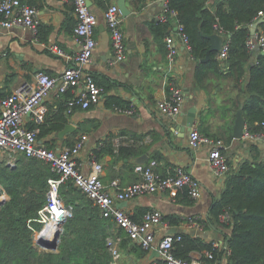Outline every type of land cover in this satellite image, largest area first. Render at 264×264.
Instances as JSON below:
<instances>
[{"label":"crops","instance_id":"1","mask_svg":"<svg viewBox=\"0 0 264 264\" xmlns=\"http://www.w3.org/2000/svg\"><path fill=\"white\" fill-rule=\"evenodd\" d=\"M25 1L39 9L41 22L38 33L28 28H0V94L4 96L12 94L24 81H31L39 71L52 76L62 73L68 63L64 57L52 52L50 46H58L70 54H75L81 49L74 32V0ZM218 1L208 0L207 5L215 8ZM124 2L130 10L127 17L122 14L121 23L127 53L125 60L116 65L110 62L114 57L113 43L104 20V11L112 4L120 8V0L89 2L99 23L94 33L97 46L92 63L87 69L97 84L104 89L101 102L89 109L76 106L71 113L68 111V124L75 127L73 132H68L63 137L59 133H52L43 138L38 135V141L57 150L71 146L69 142L75 144V141H84L85 146L79 155L83 170L89 173L91 163L94 159L97 160L103 165L101 177L107 186L117 179L120 181V187L138 181L140 176L135 167L138 164H149L153 160L158 162L162 175L182 165L200 182L202 196L199 199H194L189 194L188 198L184 197L186 191L183 190L177 195L168 191L117 203L131 217L138 219H143L142 211L160 210L164 220H179L178 224H170L165 220L166 225L157 228L155 247L152 251L143 257L134 253L127 254L121 262L150 264L161 259L158 247L168 234L189 232L207 241L224 242L226 235L231 232L221 226H205L204 231L199 232L187 225L189 218L203 221L208 219L213 201L220 197L227 177L214 176L209 164V147H191L190 132L192 127L197 126L202 134L220 137L223 141L227 136L233 135L237 112L242 106L244 115L248 75L235 85L234 77L229 75L228 66L225 64L228 58L219 59L217 55L216 58L224 72H211L203 87L199 86L196 83L198 64L207 60L197 61L182 41L177 33L178 16L169 13L168 21L163 22L170 21L165 37L158 39L152 33L151 23L158 21V17L166 11L167 0ZM257 32L264 30L259 26ZM170 34L174 36L179 50L174 65H171L167 58L166 37ZM172 85L179 86L185 97L182 112L176 118L162 115L157 107L158 102L169 96ZM63 96L62 93L54 92L43 102L39 111L43 113L44 120L49 113L52 115L57 111L59 104L64 100ZM110 96L121 98L129 104L127 108L134 107V113H122L116 111L115 106L109 107L107 102ZM193 106H196L197 113L194 125L190 126L188 112ZM32 124H38L35 116H26L25 126L29 128ZM148 136L151 141L147 140ZM110 137L115 147V155L104 151ZM245 142L234 138L224 148V155L232 170L239 166L242 159L249 157L245 149L248 142ZM121 146L134 147L136 154L127 157L120 155ZM7 157V154L0 153V160L8 161ZM172 230L177 231L173 233ZM196 255L198 254L195 253ZM228 255L229 252L225 251L219 264H226Z\"/></svg>","mask_w":264,"mask_h":264},{"label":"trees","instance_id":"2","mask_svg":"<svg viewBox=\"0 0 264 264\" xmlns=\"http://www.w3.org/2000/svg\"><path fill=\"white\" fill-rule=\"evenodd\" d=\"M168 1L169 8L177 12L179 23L184 26L191 54L197 61L207 57L211 46L207 36L216 33V24L230 34V52L225 61L227 71L234 77L235 85L248 75L244 118L251 132L264 131V54L252 52L247 47V40L252 35L251 25L259 20L264 0H219L215 8L208 7V0ZM169 22H152L153 35L158 39L165 37ZM260 27L264 30V23ZM217 55L218 52H212L210 59L198 64L196 83L199 86L203 87L211 72H224ZM63 95L64 100L56 112L52 115L49 113L43 122L29 126V129L40 131V138L59 133L68 124V104L73 94L68 91ZM107 105L129 107L121 98L113 96L109 97ZM233 140V135H229L224 142L227 145ZM73 143L69 142V145L74 146L77 141ZM245 149L249 157L242 159L239 166L227 175L225 188L220 197L213 201L210 216L207 220H200L207 227L221 226L231 230L224 239L229 248L226 264H264L263 149L253 142H248ZM104 151L116 154L111 137ZM135 152L132 146L119 148V154L124 157L135 155ZM58 177L43 159L18 154L15 165L0 160V192L8 196L0 206V264H121L123 256L127 254L134 253L138 257L147 254L140 244L129 238L124 229L118 228L111 218L104 217L72 180L61 187L62 199L74 210L73 216L64 225L58 251L40 250L34 242V230H41L42 224L34 219L38 218L39 211L47 202L49 179ZM183 195L188 198L187 191ZM226 211L231 214L229 223L221 221ZM146 212L142 211L141 218ZM132 218L137 222L142 220ZM30 220L34 230L29 226ZM165 220L170 224L179 222L174 218ZM175 237H181V240L174 242V254L180 259L191 260L195 253L200 255L212 251L215 257L211 261L213 263L220 261L225 253V250L213 247L214 241L189 232L177 233ZM118 238L120 257L116 259L110 240ZM155 264L168 263L159 259Z\"/></svg>","mask_w":264,"mask_h":264},{"label":"built area","instance_id":"3","mask_svg":"<svg viewBox=\"0 0 264 264\" xmlns=\"http://www.w3.org/2000/svg\"><path fill=\"white\" fill-rule=\"evenodd\" d=\"M89 2L90 0H74L76 18L74 32L81 46L80 51L70 54L58 46H50L52 52L64 57L68 63L62 73L59 76H52L47 72L39 71L31 81H24L12 94L5 96L0 94V153L7 154L9 165H15L18 154L43 159L51 165L52 171L59 175L58 178L49 179L47 202L39 211L38 218L34 219L42 224L41 230H34L31 225L32 220H30L29 226L35 232L34 242L40 250L48 251L37 242L41 236L53 240L60 232V244L64 225L73 216V207L67 205L61 197L62 184L72 180L75 186L100 209L104 217L111 218L118 228L125 230L129 238L150 252L155 247L157 228L166 225L163 213L160 210L146 212L142 221L137 222L117 203L138 196L168 191L177 195L183 190L187 191L192 198L199 199L202 196L200 182L182 165L176 166L168 174L162 175L158 169V162L153 160L149 164H138L135 167V171L140 176L138 181L126 187H120V181L117 179L107 186L101 177L103 165L97 160L94 159L91 163L89 173L83 170L79 155L85 146L84 141H79L73 147L69 146L61 150L52 149L39 143L38 129H29L25 126V117L29 115H34L37 123L44 121L43 113L39 109L54 92L62 94L68 91L72 92L73 98L68 104L70 113L76 106L89 109L101 102L104 89L97 84L87 69L92 63L94 50L97 46L94 33L99 23ZM165 4L166 11L158 17L161 22L168 21L169 13L177 15L175 10L169 8L168 0ZM262 16H264V8L259 12V18ZM104 20L110 30L113 43L114 57L110 62L112 65H116L125 60L127 53L125 35L121 27L122 12L119 6L109 5L104 11ZM40 22V11L36 6L21 0H0V28H28L34 33H38ZM215 31L225 39L218 58L227 59L230 52L231 36L219 24L215 25ZM177 33L191 51L188 37L181 23H178ZM166 45L167 58L169 63L174 65L179 50L172 34L166 37ZM247 47L252 52L258 51V49L264 50V32L251 35L247 40ZM184 103L183 90L179 86L172 85L169 96L158 102L157 107L162 115L176 118L181 114ZM115 110L127 114L134 113V107H115ZM147 140L151 141L152 139L148 136ZM242 140L264 144V131L251 132L246 124ZM201 145L209 147V164L214 176L225 178L232 171L223 152L226 146L225 142L220 138L216 139L202 134L199 128L194 126L190 132V146L198 148ZM5 196L4 198L7 200ZM221 221L229 223L231 221L230 212L226 211L221 216ZM187 225L190 229L199 232L204 231L206 226L205 223L195 218H189ZM51 226L56 228L54 233L49 231ZM176 240H181V237L176 238L174 234H168L159 244L160 258L168 264H219V260L211 263L215 258L212 251L196 255L191 260L177 258L174 254ZM119 241L120 238L110 240L116 259L120 257L117 248ZM213 247L229 252L228 244L225 241H214ZM150 264H155V262Z\"/></svg>","mask_w":264,"mask_h":264},{"label":"water","instance_id":"4","mask_svg":"<svg viewBox=\"0 0 264 264\" xmlns=\"http://www.w3.org/2000/svg\"><path fill=\"white\" fill-rule=\"evenodd\" d=\"M120 10L123 14L124 17H127L130 14V10L126 7L124 0H120ZM264 23V16H262L261 18H259V20H257L255 23H253L251 25V34L255 35L258 31V27ZM211 42V46H210V50L207 54L206 59H203L202 61H206L208 59H210L211 57V53L212 52H219L223 46L224 43V37L222 35H219L217 33H214L210 36H207ZM261 54H264V50H259L258 51ZM253 59V57H252ZM196 113H197V108L196 106H193L189 112H188V124L190 126L194 125L195 122V117H196ZM246 125V121L243 115V106L239 109V111L237 112V119L235 122V126H234V133L233 136L235 139L238 140H242L243 139V131H244V127ZM75 130L74 125L72 124H67L65 126V128L59 132L60 136H64L65 134H67L68 132H73ZM247 143V142H245ZM260 148L264 149V144L258 143L257 144ZM6 199L4 198L3 200L0 201V206L5 203ZM177 230H172L173 233H176ZM202 236V235H199ZM59 237H60V232H58L55 236V238L53 240H48L45 237L41 236L39 238V240L37 241L38 244L43 247L44 249L48 250V251H52L55 252L58 250L59 248Z\"/></svg>","mask_w":264,"mask_h":264},{"label":"rangeland","instance_id":"5","mask_svg":"<svg viewBox=\"0 0 264 264\" xmlns=\"http://www.w3.org/2000/svg\"><path fill=\"white\" fill-rule=\"evenodd\" d=\"M0 189H1V186H0ZM4 196H5V194H1V192H0V201L3 200ZM5 197L8 198L7 195Z\"/></svg>","mask_w":264,"mask_h":264},{"label":"bare ground","instance_id":"6","mask_svg":"<svg viewBox=\"0 0 264 264\" xmlns=\"http://www.w3.org/2000/svg\"><path fill=\"white\" fill-rule=\"evenodd\" d=\"M55 229H56V228H55L54 226H51L50 229H49V231H50L51 233H54V232H55Z\"/></svg>","mask_w":264,"mask_h":264}]
</instances>
